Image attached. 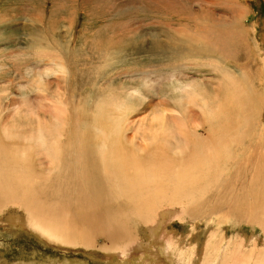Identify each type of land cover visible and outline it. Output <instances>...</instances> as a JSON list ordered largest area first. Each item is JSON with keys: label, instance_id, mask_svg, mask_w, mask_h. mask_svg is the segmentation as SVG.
<instances>
[{"label": "rangeland", "instance_id": "374dc122", "mask_svg": "<svg viewBox=\"0 0 264 264\" xmlns=\"http://www.w3.org/2000/svg\"><path fill=\"white\" fill-rule=\"evenodd\" d=\"M237 28L246 31L244 46L229 37ZM263 36L264 0H0V139L7 147L19 146L15 156L25 161L29 157L35 165L46 162L41 168L37 166L34 174L48 176L60 171L47 160L53 152L60 153L59 140L70 139L75 128L89 129L101 142L104 137L116 144L118 141L124 149L136 144L144 149L138 152L140 158L153 162H157L153 155L157 148L168 151L166 158L182 153L176 160L194 159L191 148L195 145L212 153L221 149L222 157L233 161L230 175L235 164L241 160L243 165L245 158L239 140L228 137L231 128L226 120H239L241 116L237 109H233L235 113L228 110L227 96L239 101L250 87L249 91L255 90L253 97L258 88L259 99L264 98ZM154 43L164 50H157ZM202 47L208 51L206 56L198 54ZM216 56L228 60L227 67L222 62L216 67ZM236 86L244 87L245 95L235 92ZM173 111L181 114L180 124L168 120L178 117ZM251 112L256 113L255 109ZM102 113L105 117H100ZM72 118L73 122H85L74 125ZM101 118L107 121L104 129L100 128ZM262 120L261 115L256 122ZM194 133H198L200 142L193 141ZM10 136L15 138L11 144ZM226 140L233 144L228 145ZM234 144L237 155L232 153ZM22 216L26 220L27 216ZM20 222L25 223L22 219ZM7 223L0 215V260L24 264H126L118 262L119 253L103 248V237L93 240V248H84L82 243L67 247L46 241L22 225ZM170 225L181 248L192 242L202 249L210 231L216 232L217 239L224 238L222 252L233 251L240 237L249 242L248 249L252 239L260 246L264 242L261 226L245 222L236 225L214 217L181 221L176 216ZM128 228L130 237L148 231L144 221H130ZM127 252L131 264H155L153 249ZM221 256L223 253L214 264H220Z\"/></svg>", "mask_w": 264, "mask_h": 264}, {"label": "bare ground", "instance_id": "6f19581e", "mask_svg": "<svg viewBox=\"0 0 264 264\" xmlns=\"http://www.w3.org/2000/svg\"><path fill=\"white\" fill-rule=\"evenodd\" d=\"M236 11L237 9L234 12ZM219 23L216 25H220ZM224 24L223 22L221 27ZM242 28L244 29V27ZM242 28L232 29L229 37L233 38L234 41L240 40L244 46L246 31ZM218 34L220 35V33ZM214 37L216 38V36ZM224 38L226 39V36ZM227 40L229 39L227 38ZM254 44L257 46L256 43ZM154 45H156L157 50L160 48L164 50L163 47H160V44L154 43ZM223 50L225 51V49ZM149 51H147V54ZM207 52L203 47L198 48V54L200 55L206 56ZM262 56H264V53ZM112 58H114V55ZM115 58L117 57L115 56ZM108 60L110 61V59ZM214 60L217 64L216 67H218V62H222L227 67L228 60H225L222 56H216ZM112 65L109 66L112 67ZM229 84L232 85L231 82ZM187 86L189 87V85ZM242 86L241 88L236 86L237 89H233L235 92L241 91L245 95V89ZM185 89L184 87L182 90L185 91ZM249 89L250 87L247 89L246 96H243L244 98L239 101H235L232 95L230 97L226 95L230 98L228 100V110H239L238 115L241 118L239 117V120L228 118L226 125L231 128L229 129L231 133L228 134L227 131H224L230 139L233 138V141L239 140V146L243 149L241 156L245 158V160L243 159L245 161L243 165L239 163L241 160L235 164V168L230 175L228 174L231 171L229 167L233 161L222 157L223 150L221 149L218 153H212L211 150L202 151L201 147L195 145L191 148L194 159L176 160L175 157L182 153L175 152L166 158L165 153L168 151L164 152L161 148H157L158 150L153 152L157 162H153L140 158L138 152L144 151V149L136 144L132 145L131 149H124L118 141L116 144L113 140L108 141L107 137L103 136V142H101L100 137H98L99 139L94 138L89 129L80 131L75 130V128H72L73 135L70 139L64 137V141L59 140L61 146L58 147V150H60V153L55 155V152H53L51 160H47L50 165L57 166L56 169H60V171H54L48 176L40 173L34 174L37 166L41 168L46 162H37L35 165L29 157L25 161V158L21 159L19 156H15V151L19 146L11 144L15 139L11 137L12 135L10 136V143L8 140V143L11 144L9 147H7V144L5 146L0 139L1 218L8 220L9 223L7 224L22 225L33 230L46 241L50 240L53 243L67 247L82 243L84 248H93V240H99L100 237H103L105 239V241L103 240L105 242L103 248L108 249L106 251L109 252L119 253V263L128 264L130 262L131 255L127 251L147 248L148 251L153 249L155 255H157L153 257L155 264H214L220 253H223L220 264H264V242L260 246L257 240L253 241L252 239L253 243L248 249L246 246L249 242L240 237L236 241V248L233 251L222 252L224 238L217 239L216 232L210 231L202 249L199 248L197 243L192 242L181 248L178 245L177 237L170 231L171 227L169 228L176 216H179L181 221L190 220L194 222L199 219H212L214 217L223 221L231 220L236 225H240L242 222L251 226L258 225L264 231V98L259 99L258 88H256L257 92L254 97L252 95L255 90L249 91ZM238 97L239 95L236 94L235 99H238ZM232 100H234V103L236 102V105ZM196 101L193 102L196 104ZM183 104L184 102H182ZM224 106L227 105L224 103ZM195 107L197 106L195 105ZM254 109L256 113L251 112ZM173 112L178 117H171L168 120L180 124L179 116L181 114L177 111ZM261 115L263 120L257 123L256 121ZM88 117L86 116L85 119H88ZM100 117H105V115L102 113ZM73 118L72 123L74 125L84 124L85 122V119H77L73 122ZM182 119L185 120L184 115ZM99 123L100 128L104 129L107 121L101 118ZM218 124L216 123V125ZM219 125L221 126V124ZM110 127H112L111 124ZM210 129L213 130V128ZM223 129H226V127ZM61 137H58V139ZM215 137L216 135H212V138ZM182 138L184 137L182 136ZM194 140L200 142L198 133H194ZM225 143L230 144L227 140ZM234 145L235 148L232 153L237 155L238 148L236 144ZM145 146L148 148V144H145ZM218 169L220 172L214 179ZM22 215L27 216L26 220ZM19 219H22L25 223L22 224ZM130 221L132 223L134 221L146 222L148 231L144 232L143 236L130 237L128 228ZM77 223H80V225H77ZM0 264H24V262L9 263V261L1 259Z\"/></svg>", "mask_w": 264, "mask_h": 264}]
</instances>
